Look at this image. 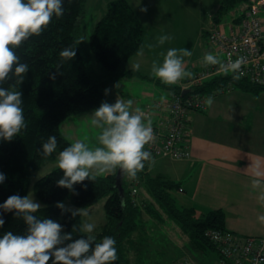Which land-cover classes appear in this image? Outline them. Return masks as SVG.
Returning <instances> with one entry per match:
<instances>
[{
  "label": "trees",
  "instance_id": "1",
  "mask_svg": "<svg viewBox=\"0 0 264 264\" xmlns=\"http://www.w3.org/2000/svg\"><path fill=\"white\" fill-rule=\"evenodd\" d=\"M248 2L249 0H221L213 23L222 22L229 12L232 16L236 15ZM85 4L86 0H64V16L59 19L53 17L40 36H32L16 49L22 61L29 65V71L19 89L23 94L22 107L27 128L12 141L0 139V172L5 175V180L0 183V204L11 195H26L31 176L70 145L60 132L61 124L72 116L92 112L102 101L113 103L122 80H148L168 93L179 92L177 87L167 85L160 79L126 69L127 62L141 50L146 35L144 25L126 0L108 4L105 15L90 35L87 53L81 41ZM204 35L207 37L206 32ZM66 46L75 47L76 56L71 61L62 60L59 56V52ZM92 61L97 64L98 69ZM58 64H62V74L57 75L55 80L49 79ZM9 83L4 87H8ZM229 87L252 95L264 91L245 80L233 79L231 74H223L196 86L194 92L211 94ZM105 89H110L108 95L104 94ZM49 136H56L58 147L56 152L45 158L37 150ZM151 165L145 164L144 170L137 177L153 203L141 200L137 206H133V182H126V173L121 183V192L115 186L116 175L111 174L97 177L95 181L85 180L82 183L87 185L86 188L81 184L74 185L79 194L73 195L68 189L57 187L56 181L63 176V172L56 169L35 182V196L45 205L36 215L57 220L68 232L72 231L73 225L79 228L82 218H70L69 212L61 215V210L55 207L57 202L68 200L74 207L89 208L106 199V221L96 235L97 242L105 236L113 237L118 254L114 264H131L125 245L140 230L144 213L161 220L157 207L187 237L188 249L204 260L202 264H211L215 248L205 237V233L209 230L226 231L224 213L215 210L197 216L193 208L178 206L174 193L180 190V184L161 176H152ZM3 219L5 224L0 228V236L8 231L14 234L26 232L22 219L15 217L13 213H3ZM86 235L88 234L73 231V239Z\"/></svg>",
  "mask_w": 264,
  "mask_h": 264
},
{
  "label": "clouds",
  "instance_id": "2",
  "mask_svg": "<svg viewBox=\"0 0 264 264\" xmlns=\"http://www.w3.org/2000/svg\"><path fill=\"white\" fill-rule=\"evenodd\" d=\"M147 7L140 11L146 13ZM65 14L64 0H0V139L12 141L26 128L27 123L22 107L20 85L29 71L28 63L22 61L16 49L20 48L32 36H40L52 22ZM171 35L158 37L157 46L171 41ZM153 47V45H149ZM143 55V49L138 52ZM163 55L162 63L153 60L151 73L167 85L177 84L192 73L185 70L184 57L192 52L186 48H169ZM62 60L71 61L76 56L73 46H66L60 52ZM206 65H219L226 73L232 72L233 79L239 80L245 75L242 70L247 58L239 56L234 61L231 55L224 62L211 52L205 53ZM58 64L49 79L55 80L62 74ZM133 70L140 69V63L132 65ZM11 81V83H9ZM9 83L8 87H4ZM110 89H105L108 95ZM214 103V97L205 100L207 106ZM133 99L117 96L114 103L102 101L90 114V125L99 130V146L90 147L86 141L76 140L58 153V169L63 176L56 181L57 187L66 188L73 195H78L74 185L85 180L95 181L97 177L111 175L119 169L127 174L129 180L137 179L138 173L145 168V162L154 164L152 153L145 150V145L155 141L156 135L152 120L139 107H133ZM56 136H49L37 151L45 158L57 151ZM251 169V185L259 190L256 197L264 203V169L258 161L248 167ZM5 175L0 172V183ZM45 205L37 202L32 192L24 195L9 196L0 204V228L5 224L3 213H13L26 225L24 234L5 232L0 236V264H114L118 259L116 241L111 236L103 237L99 242L93 235L96 224L84 222L79 228L72 226L66 232L64 225L50 218H41L37 213ZM55 207L70 213V218L89 217L88 208L65 207L63 201ZM257 220L264 223V215ZM73 231L86 233L73 239ZM251 264H264V258H254Z\"/></svg>",
  "mask_w": 264,
  "mask_h": 264
},
{
  "label": "crops",
  "instance_id": "3",
  "mask_svg": "<svg viewBox=\"0 0 264 264\" xmlns=\"http://www.w3.org/2000/svg\"><path fill=\"white\" fill-rule=\"evenodd\" d=\"M203 57L195 64H185V70L194 74L210 66ZM151 87H143L142 98H169L168 92L163 96L158 91L155 82ZM188 127L191 158L179 162L157 160L150 170L167 162L156 176L180 184L174 195L182 196L183 207L193 208L197 215L220 210L226 231L242 237H264V223L257 220L264 215V203L256 198L259 190L251 185L248 168L259 161L264 169V91L252 95L230 87L205 111L190 112Z\"/></svg>",
  "mask_w": 264,
  "mask_h": 264
},
{
  "label": "rangeland",
  "instance_id": "4",
  "mask_svg": "<svg viewBox=\"0 0 264 264\" xmlns=\"http://www.w3.org/2000/svg\"><path fill=\"white\" fill-rule=\"evenodd\" d=\"M116 0H86L85 16L82 23L81 41L84 50L89 53V38L95 29L96 24L103 18L110 2ZM135 11L136 15L146 29L144 43L142 45L143 55H136L126 64L127 70H132V65L140 63V71L142 74L153 75L151 73V65L153 60L162 63L163 53L169 48H186L192 52L190 57H184V64H195L202 58L205 53L211 52L213 55L217 53L216 48L208 41L204 33L213 22V18L221 4V0H126ZM147 7V12H141V7ZM232 17L229 12L222 20L223 23H229ZM171 35L173 39L165 42L164 45L157 46L158 37L161 35ZM153 45V47H149ZM220 59V58H219ZM95 68L98 69L96 63ZM231 74V73H230ZM145 75V76H146ZM154 76V75H153ZM148 77V76H146ZM152 82L142 79H124L118 85L117 96L125 99H133V107H139L141 110L148 103L160 101L163 98L148 100L142 98L140 92L143 87L150 90ZM158 91L167 94V91L158 88ZM139 99V102H136ZM136 100V101H135ZM84 113L78 116H72L66 119L60 126V132L63 137L71 144L76 140L86 141L90 147L99 146L97 136L98 129L90 125V114ZM167 162H162L152 167L150 173L152 176L161 172V169ZM58 169V155L51 161L44 163L38 171L30 178L27 194L32 192L37 202L43 203L37 199L34 193L35 182L54 170ZM117 173V172H116ZM116 173H114L116 175ZM107 176V175H106ZM104 177V176H100ZM127 183L133 180H126ZM133 184V183H132ZM137 189L136 199L140 203L141 200L153 203L152 199L146 193L142 184L132 186ZM178 206H183L180 201L181 195H174ZM106 199H102L97 204L89 207L90 216L83 217L82 223L92 222L96 224L93 235H97L101 231L102 225L106 221V213L104 209ZM65 207H71L70 201H65ZM161 220H156L147 213L143 214L142 225L140 230L134 234L132 241L127 242L125 250L131 264H169L181 257L188 256L196 262V264L204 263L196 254L188 249V239L181 230L156 207ZM201 216V215H197Z\"/></svg>",
  "mask_w": 264,
  "mask_h": 264
},
{
  "label": "built area",
  "instance_id": "5",
  "mask_svg": "<svg viewBox=\"0 0 264 264\" xmlns=\"http://www.w3.org/2000/svg\"><path fill=\"white\" fill-rule=\"evenodd\" d=\"M207 39L216 48L221 60L227 62L229 55L234 61L239 56L247 58L242 70L245 75L240 79L264 89V0H249L245 8H240L229 23H211L206 31ZM225 72L219 65H210L172 86L179 89L178 94L169 93L167 100L148 103L142 111L152 120L156 135L153 143L145 145V150L152 153L154 160L187 161L191 158L188 127L190 112H203L207 97H216L226 89H219L211 94L194 92L201 86ZM183 95L184 92H187ZM145 164H149L145 162ZM139 184V178L133 185ZM137 189L131 192L133 206L139 204L136 199ZM205 237L215 248V257L211 264H251L254 258H264V237H242L228 231L209 230ZM169 264H196L188 256L181 257Z\"/></svg>",
  "mask_w": 264,
  "mask_h": 264
},
{
  "label": "water",
  "instance_id": "6",
  "mask_svg": "<svg viewBox=\"0 0 264 264\" xmlns=\"http://www.w3.org/2000/svg\"><path fill=\"white\" fill-rule=\"evenodd\" d=\"M186 93H188V91L184 92L183 95H185ZM124 175H125V172L120 171L119 169L117 170L116 177H115V186L116 188L119 189L120 192H121V183H122Z\"/></svg>",
  "mask_w": 264,
  "mask_h": 264
}]
</instances>
